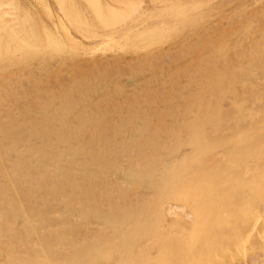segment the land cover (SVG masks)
<instances>
[{
  "label": "rangeland",
  "instance_id": "1",
  "mask_svg": "<svg viewBox=\"0 0 264 264\" xmlns=\"http://www.w3.org/2000/svg\"><path fill=\"white\" fill-rule=\"evenodd\" d=\"M0 35V119L4 118L6 124L17 127V136L13 139L19 143L18 153L16 151L13 155L16 157L2 153L5 155L0 158V164L3 166L11 161V166L6 164L9 168L5 167L9 173L11 171V178L15 175L13 185L21 186L20 194L31 192L39 176H47L49 183L59 176L60 170L48 158L49 147L56 145L55 142L64 135V129L68 131L66 124L72 126L73 123L75 128L87 125L89 132L93 133L92 146L94 143L102 146L109 142L116 144L124 134L126 123L129 128L148 127V154H153L151 159L161 157L157 174H161L165 167L162 153L178 143L179 150L173 158L180 153L197 152L210 159L220 176L205 183L204 188H210L216 198L230 196L231 201L225 207L212 206L208 211L212 217H197L196 213H190L193 203L177 208L176 196L196 188L192 176L186 178L184 184L181 181L179 191L171 196H164L166 190L154 187L146 193L147 201L143 199V202L129 204L128 207L132 205L135 209L131 211L135 210L134 214L138 216L148 208L160 210L168 206L156 223L159 241L145 264H264V0H0ZM2 92L5 93L3 96ZM42 92L48 96L45 98L50 100L49 103L39 96ZM37 114L42 115L38 118ZM31 121L34 123L30 125ZM189 123L196 124V134L190 133ZM71 126L70 130L77 132L78 128ZM206 126L210 129L207 130ZM43 129L52 134L44 135L41 133ZM259 131L263 135L253 137L259 136ZM49 136L55 140L45 139L44 142L43 138L50 139ZM72 141V137L67 140L69 145H73ZM117 145V148H123ZM249 145L255 148L256 155L238 164L233 163L236 154ZM125 146L127 148L121 155L123 160L130 155L128 146ZM158 146L162 149L157 154ZM91 158L94 157L91 155ZM109 160V157L103 159L102 164L106 165ZM92 163H85L86 166L82 167L90 172L88 176L76 179L69 194L64 191V199H69L77 207L82 201L75 213L77 217L64 219L65 215H59L64 221L61 219L60 223L57 217L50 222L57 221L52 224L53 231L48 232L47 237L40 234L42 230L39 231L43 244L54 243L52 240L55 241V237L60 239V231H63L62 236L67 238L62 244L55 245V252L59 251L57 254L76 253L90 241L87 229L104 227L96 218L86 223L82 218L89 208L114 196L111 191V194L101 193L108 186L95 178L100 169ZM26 165L28 169L24 170ZM177 165L181 172L186 171L185 161ZM2 166L0 174L1 170L6 171ZM47 170L51 171L50 176L46 174ZM7 171L6 175L2 173L6 177L0 175L2 185L11 179H8ZM21 176L24 177L22 180L17 179ZM25 177L29 179L28 183ZM208 178V173L204 172L200 180ZM77 184L84 187V193L82 189L77 192L74 188ZM9 188L14 194L13 187ZM44 190L35 195L39 197ZM194 194L197 200L203 201L199 192ZM89 196L92 197L90 201ZM22 198H26L25 195ZM49 200L42 203L43 206L38 203L37 207L33 201L21 204L26 208L35 206L41 211L52 212L59 201H54L56 198H52V202ZM15 217L18 219L14 221L18 231L16 237L19 227L23 230L26 227L24 234L21 229L20 237L30 235L21 239L18 236L17 242L21 243L24 237L35 240L36 235L33 236L28 221ZM195 220L198 227L193 230ZM131 226V222L125 226L116 224L105 228L103 234L113 237L120 232L128 233ZM75 234H80L76 236L79 241L72 239ZM67 240L72 242L68 244ZM20 243L17 244L24 248ZM172 245L179 246V253L171 251ZM81 255L73 256L82 259ZM77 257L74 264H85Z\"/></svg>",
  "mask_w": 264,
  "mask_h": 264
},
{
  "label": "bare ground",
  "instance_id": "2",
  "mask_svg": "<svg viewBox=\"0 0 264 264\" xmlns=\"http://www.w3.org/2000/svg\"><path fill=\"white\" fill-rule=\"evenodd\" d=\"M49 10H51V9H49ZM47 16H49V15H47ZM55 22H53V23H55ZM44 26H46V24ZM44 28L45 27H43V29ZM47 30H49V29H47ZM47 30H46V32H47ZM144 36H148V35H144ZM73 38H75V37H73ZM106 41H110V39L106 40ZM106 41H104V42H106ZM21 42H23V40H21ZM7 45H8V43H7ZM64 45H66V44L64 43ZM58 46H59V44H58ZM9 48L10 47H8V49ZM67 48H69V47H67ZM25 49H26V47H25ZM69 49H68V52H69ZM70 51H72V50L70 49ZM78 52H80V51H78ZM9 53H10V51H9ZM74 53H77V52H74ZM83 53H81V55H83ZM16 54L17 53H15V55ZM84 55H85V53H84ZM46 58H47V56H46ZM55 59L56 58H54L53 60H55ZM104 63H106V62H104ZM69 64L70 63L68 62V65ZM102 64H103V62H102ZM47 65H48V62H47ZM52 65H54V63H52ZM132 66H133V64H132ZM28 69H30V68H28ZM119 71H121V70H119ZM23 73H25V72H23ZM54 81H55V79H54ZM14 82H15V80H14ZM23 83L24 82H22V85H23ZM82 84H83V82H82ZM26 85H27V83H26ZM50 87H46V88H50ZM236 88H237V86H236ZM40 89H42V88H40ZM154 89H155V87H154ZM42 91H44V90L42 89ZM3 94H5V93L2 92L1 95L3 96ZM39 96H41L42 98H45L46 95L44 96V94L42 92L41 95H39ZM47 97L48 96H46V98ZM42 98H39V99L41 100ZM46 98H45V100H47ZM68 98H70V97H68ZM42 101H43V99H42ZM24 102H22V103L25 104ZM34 102L36 103V101H34ZM49 102H50V100L48 101V103ZM223 103H224V101H223ZM0 106H2V105H0ZM22 106H24V105H22ZM20 107H21V105H20ZM24 107H23V109H24ZM5 108H7V107H5ZM8 108H10V107H8ZM55 108H56V106H55ZM3 110H4V108H3ZM3 110H1V111H3ZM172 110H174V109H172ZM17 111H18V109H17ZM5 112H7V111H5ZM26 112H29V111H27V109H26ZM142 114H143V112H142ZM149 114L150 113H148V115ZM12 115H14V114H12ZM37 115H39V114H37ZM40 115H42V114H40ZM40 115L38 116V118L40 117ZM7 116H8V114H7ZM48 116L50 117L49 114H48ZM84 116H85V113H84ZM8 117H10V116H8ZM14 118H15V116H14ZM3 119H0V142L2 143L1 144L2 147H0V158H2L5 154H7V155L9 154V156H10V154H12L11 155L12 157H16V156H13V155H14V152H16V151L18 153V150H19L18 149V145H19V143H18V141L14 140L13 138L15 136H17V127L14 128L13 126H9L8 124H6L5 120H3ZM50 119L48 121H50ZM80 119H83V118L80 117ZM72 121L74 122V124H76V121H74V120H72ZM10 122H11V120H10ZM32 122L33 121L30 122V125H31ZM16 123H17V120H16ZM18 124H20V123H18ZM202 124L203 123H200L199 125H202ZM22 125H20V126H22ZM66 125H68V126H66V128L68 127L67 128L68 131L66 129H64L63 130L64 135L61 136V137H60V135H58L60 138H59L58 141L55 142L56 145H53L52 147H49V148H51V150H49L51 152H49V157L48 158H50L52 160V163H53L54 166H57L58 168H60V169L57 168V170H60V174H59L58 177L55 176L57 178L53 182L49 183L47 181L48 180L47 176H41V177L39 176L38 178L36 177L37 178L36 179V184L35 185L33 184L34 185L33 186L34 188L32 187L33 189L31 188L33 191L31 190V192H28L27 194L23 191L25 194L23 192L20 194L19 193V191H20L19 189L21 188V186H18L17 184L13 185L14 184V180L12 181V178L15 175H13V177L11 178V174H10L11 171L9 173L6 170V167H5L7 165L11 166V164H10L11 161L9 163H4L3 166L0 164V166H2V168L4 167L5 170L7 171V173H9L8 179L11 178L10 180H7V181H9V183L6 184V185L5 184L2 185L1 182H0V184H1V186H0V264H72L73 262H75L74 259L78 256V253L82 254L81 257L85 261V264H145L147 258L152 253H154V251H155V249L157 247V243H158L159 240L157 238L156 223H157L158 219L163 216L164 210L167 209L168 206L166 208L162 207V209H160V210H156L155 208H148V209L145 210V212L142 215L138 216V215L134 214L135 210L131 211V210H133L135 208L132 205H130L129 206L130 209H128L129 208L128 205L136 203L137 201L138 202L139 201L143 202L144 201L143 199H145L147 201V199H149V198H148V196L146 197V193L148 191L150 192V190L153 189L154 187H159L161 189H164V191L166 190L164 196H171V195H173V194H175L176 192L179 191V183L181 181H183L182 184H184L186 182V178H188V177H192L193 176L191 181H193V183L195 184L196 188H194L192 192H186V193H184L182 195L176 196V203L175 204H176L177 208L179 206L180 207H186V206L188 207V206H190L191 203H193V208H192V211L190 213H192V212L196 213L197 217H212L210 215V213L208 214V211H209L210 208H212V206H218V207L221 208V207H225L226 205H230V201H231L230 196H228V197L226 196L224 198L223 197L216 198L215 194H213V191L210 188H204V184L205 183H207L208 181H210L212 179H215L218 176H220L218 174V171H217L218 169H216L214 167V165L211 164L210 159H208L207 157H205L203 155L201 156V154L197 153V152H192V153H190L188 155L185 154V153H180V155L178 157L176 156V158H173V156L179 150V144L178 143L173 144L172 146H170L171 148L167 149L164 153H162L163 154L162 155L163 156L162 157V160H163L162 163L165 162L164 163L165 167L163 168V171H162L161 174H157V169H159V168H157V163H158V159L161 158V157L158 158V157L155 156L154 159H151L153 157V154L151 153V156L148 154L149 151H147V150H148V148L150 146V142H149L148 136H147L148 135L147 132L150 130L148 127H143L142 128L141 126H137V127L132 126L131 128H129L128 127L129 124L126 123L127 127H126V129L124 131V134L122 133L123 135L121 134L122 136H120L118 140L115 139L116 140V144L114 142H111V143L109 142V143L104 144V146H102V145H94L95 143L94 144L92 143L93 144V146H92L90 142L93 139V133H92V131L89 132V128H88L87 125H85V124L77 125V127H76V128H78L77 132H74L73 130H70L69 126H71V124H66ZM195 125L196 124H193V123H189L188 124L187 128H189V131H190L191 134H196L195 133V129H194ZM35 127H37V125ZM71 127H74L73 123H72ZM152 128H153V126H152ZM53 129H55V128H53ZM110 129H111V127H110ZM127 129H128V131H127ZM206 129L209 130L210 128L207 127ZM33 131H32V133H34ZM54 131H53V133H55ZM58 131H60V130H58ZM213 131H215V130H213ZM63 132H61V133H63ZM88 132L91 135H88ZM41 133H43L44 135L52 134L50 131L44 130V129L41 131ZM258 133L257 134L259 136H255L254 135L253 137L257 138V137H260L261 135H263L261 131H259ZM54 135H56V134H54ZM106 135H107V133H106ZM151 135H152V133H151ZM23 136H25V138L27 137L26 135H23ZM110 136H112V135H110ZM49 137H50V139H47V138L44 137L43 141L45 142V139H46V141L47 140L50 141L51 138L52 139L54 138L52 136H49ZM69 137H72V140H73L72 142H74L73 145L72 144H70V145L68 144L67 140L69 139ZM86 137H87V139L85 140L84 138H86ZM20 138L22 139V137H20ZM104 138H105V136H104ZM104 138H103V140H104ZM54 140H55V138H54ZM33 142H36V141H33ZM117 143L119 144L120 147L122 145L123 148H117V146H118ZM145 143H148V144H145ZM29 144L27 143V145H29ZM151 144H153V143L151 142ZM31 145L32 144H30V146ZM125 145L128 146V148L130 150V153H129L130 155H129V157L127 156V158L125 160H123L124 157L122 159L121 155L127 148ZM45 146H47V143H45ZM112 146H113L114 149L112 148ZM22 149H24V148H22ZM160 149H162V148L160 146H158V149L156 150L157 154H158V152H160ZM254 150H255V148L253 149L252 145L244 147L240 151L239 154L237 153L238 155L236 154L233 163H237L238 164L241 160H248V159L254 157L256 155ZM135 151H137V152H135ZM2 153H5V154L2 156ZM35 154L33 155V157L35 156ZM147 154L149 156H147ZM91 155L94 158H91ZM47 156H48V154H47ZM107 157H109L110 160L106 163V165L104 163L102 164V160L107 158ZM15 159L17 160V158H15ZM5 160H6V158H5ZM12 160H14V159L12 158ZM31 160H33V159L31 158ZM91 160L93 161V163H92ZM18 161H20V159ZM183 161H185V163L187 165V169H186V171L181 172V170H180V168L178 167L177 164H180ZM7 162H8V160H7ZM21 162H22V159H21ZM38 162H39V160H38ZM0 163H1V161H0ZM35 163H37V162H35ZM85 163L87 165H91V163H92L93 166H94V163H95L96 167H98L100 169L97 172L98 174H96V175L94 174L95 178L99 179L101 182L104 181L106 183V185L108 186L107 188H104L101 193L102 194L108 193V192L110 193V191H111V193L114 192V194H113L114 196L111 199L106 200V201L101 200L100 201L101 203L98 206H93L92 208H89V210H87L82 215L84 223H86L87 221H89L92 218H96V219H98L101 222V225L103 224V226H104L103 229H102L101 226L90 228L89 231L87 229L86 233H87L88 237L90 236V241L87 244H85V245L83 243L84 246H82V249H78V250L75 249L76 253H68L67 252V254L66 253L65 254H57L56 252H59V251L57 250L55 252V250L57 249V248L55 249V245H60V244H62V241L63 242L65 241V237L66 236H62V234H64V233H62L63 231L62 232L60 231V233H61L60 234L61 235L60 239H57L58 237L57 238L55 237L56 240L55 241L52 240V242H54V243H49V244H47L48 242H46V244H43V242L41 241L42 238H39V233H40L39 231L42 230L43 233L41 232L40 234H43V235L45 234L46 237H47V233L53 231L52 226L57 221L53 222L54 224L50 223V222L54 221V219L57 218L59 215H65L64 219L66 217L67 218H71V217L75 218V217H77V216H75L76 215L75 213L78 211V209H79L78 207L82 206L81 205L82 201H80L78 203L79 206L77 207V205H75V203H72L71 201H69V199H64V191H66V193L69 194V191H70L71 187L73 188V185H74V182H75L76 179H82V178H85V177L88 176V174L90 172L88 170L82 169L83 166H86ZM14 164L15 163H13V165ZM125 165H127L128 167H124ZM243 165L245 166V164H243ZM20 168H21V166H20ZM33 168H35V167H33ZM27 169H28V166L24 170H27ZM119 169H120V171H119ZM89 170H91V169H89ZM93 171L95 172V170H93ZM118 171L120 173H117ZM5 172H2V170H1V174L0 175L1 176L6 175ZM35 172H33V173H35ZM204 172L208 173L209 178L205 179V180L202 179V181H201L200 179L202 178V175L204 174ZM12 173H13V170H12ZM15 173H16V171H15ZM39 173H37V174H39ZM50 173H51V171L49 172L47 170L46 174L49 175ZM58 173H59V171H58ZM72 174H76V176L73 177ZM34 175L32 177H34ZM29 176H31V175H29ZM4 177H6V176H4ZM4 177H1V178H4ZM32 177H31V180H32ZM22 178H24V177L21 176V178H17V179H21L22 180ZM50 179L53 180V178H50ZM21 180H19V181H20V183L23 184V182H21ZM27 180H29V179L26 178V182L28 183ZM7 181L3 182V183H7ZM19 181H18V183H19ZM32 182H35V179H34V181L32 180ZM27 183H25V184H27ZM10 186L13 187L14 190L13 189H11V190L14 191V194L13 193L11 194V192L9 191V189H10L9 187ZM74 188L77 190V192L80 191L81 189H82V192H83V188L84 187L81 184H77L76 187H74ZM43 189H45V190L42 193V195H40L39 197L35 195L36 192L41 191V190L43 191ZM195 192L196 193L199 192V195L202 196L203 201H199V199L197 200V196L194 194ZM141 194H142V196H141ZM23 195H25L26 198H22ZM228 195H229V193H228ZM52 198H56V200H54V201H57V199L59 201V202L57 201L58 205L56 206V208L51 210L52 212H50L48 210L47 211L45 210L46 211L45 212V211H41L39 208L38 209L36 208L38 203L40 204V206H43L44 204L43 205H41V204L44 203V202L48 203L49 199L52 202ZM23 199H25V200H23ZM90 199H92V197L89 196L88 200L90 201ZM23 201H28V202L29 201H33V202L36 203L35 204L36 207L32 206V207H27L26 208V206H24V204H21V202H23ZM85 201H87V200H85ZM97 201H98V199H97ZM222 202L224 203V205H223ZM24 203H26V202H24ZM26 205H27V203H26ZM49 206H50V203H49ZM19 208H20V210H19ZM183 211L186 212L185 208H183ZM15 216H17L18 218H22V219L25 218V221H28V224H29L30 228H33V229H31V230H33V233H34V234L32 233L33 236L36 235L35 236L36 237L35 240H30V238H28V239L25 238L28 235V234H26V236L23 235L25 237H24V239H23V241L21 243L17 242L18 241L17 237L20 235V233H21L20 231H21V229L23 227H19L20 228V229H18L19 230V235L16 237V234H18L17 233L18 231H17V226L15 225V222H14L16 220ZM187 216H190V215L188 214ZM60 217L62 219V216H60ZM13 218H15V219H13ZM58 219H59V222H60L61 219L59 217H58ZM98 220H95V221L97 222ZM128 222H131V224H132L131 229H130V231L128 233L120 232V233H118L117 235H115L113 237L112 236L108 237V236L103 234V230H105V228L107 229L108 227L114 226L116 224H122V226L123 225L125 226V224H127ZM47 223H48V225L43 227V225H45ZM65 224H67V223L65 222ZM20 226H22V225H20ZM57 227H58V225H57ZM67 227H69V226H67ZM197 227H198V221L195 220V224H194V226L192 228H193V230H195V229H197ZM25 228H24V230L22 229V232H23L22 234H24L26 232ZM60 229L64 230L63 228H60ZM77 229H79V228H77ZM68 230L70 231V229H68ZM81 230H83V229H81ZM81 230H80V233H81ZM65 231H66V229H65ZM29 232H30V230H29ZM27 233H28V231H27ZM66 233H68V232H66ZM50 235H51V233H50ZM55 235H57V233H55ZM79 235H77V234L72 235V239L73 238L75 239L76 236H79ZM195 235L197 236V234H195ZM20 236H19V238L21 239L23 236L22 237H20ZM28 236H30V235H28ZM57 236H59V233H58ZM80 236H83V233ZM91 237H93V238H91ZM77 238H76V240H77ZM31 239H32V235H31ZM79 239H80V237H79ZM195 239L198 240V238H196V237H195ZM43 241H44V238H43ZM68 241H69V243H68ZM77 241H79V240H77ZM66 242L68 244H70L72 241L67 240ZM17 243H20V244L24 245V248L19 246V244H17ZM44 243H45V241H44ZM79 247H81V244L79 245ZM178 248H179V246H177V245L170 246L171 251L174 252V253H179ZM59 249H61V248H59ZM63 250H64V248H63ZM70 250H71V248H70ZM75 254H77L76 257L73 256ZM78 259H80V258H78ZM82 259H80V260H82Z\"/></svg>",
  "mask_w": 264,
  "mask_h": 264
}]
</instances>
